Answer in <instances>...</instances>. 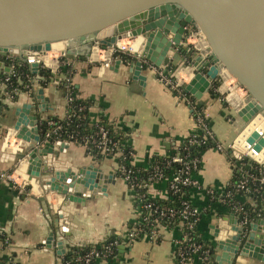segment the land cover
<instances>
[{"label":"crops","instance_id":"1","mask_svg":"<svg viewBox=\"0 0 264 264\" xmlns=\"http://www.w3.org/2000/svg\"><path fill=\"white\" fill-rule=\"evenodd\" d=\"M136 40H139L140 44V38L128 39L126 46ZM85 47L77 42L73 47L70 46L67 52L73 55L67 65L72 71L70 83L76 89L77 97L88 101L89 122L93 124L101 119L105 120L113 132L122 135L123 142L130 149L127 159L130 166L147 168L153 157L167 155L175 150L198 129L195 118L199 110L209 120L214 138L224 149L212 147L202 153L196 174L199 187L191 188L189 198L200 211L196 230L206 246L216 245L217 241L213 236L215 231L221 230L220 233H225L229 230L226 235L232 237L234 232L231 230L241 225L240 219L228 204L218 199V194L232 183V159L236 157L228 151V147L245 126L243 117L230 103L223 100L220 92L213 87L212 80L208 90L201 92L195 88L199 97L184 89L178 94L169 84L159 80L157 71L152 67L158 66L152 61L141 62L138 69L119 58H114L110 64L104 65L103 59L109 56L107 51L101 50L97 53L98 56L89 58L84 55L89 46L84 52ZM137 49L139 45L129 50ZM174 50L180 56L176 68L177 75L182 72L186 86L196 70L193 71V67L188 66L190 63H185V56L179 48ZM174 50L169 49L166 52L159 66H168L171 63ZM19 58H22V55ZM4 65L7 66L5 63ZM5 73L7 72L0 68V79ZM34 87L35 96H39L38 89L41 88V97L46 98L38 118L65 116V86L64 89L58 88L54 80L46 87ZM211 90L214 93H211ZM194 103L199 105L200 109H196ZM5 104L0 116V122L5 128L13 126L16 122V109L23 108L25 112L29 111V114L34 112L31 107L33 99L26 92L19 93L15 101L6 99ZM13 140L16 142L18 139L14 137ZM3 141L2 135L0 168L10 171L21 155L26 156L21 161L25 175L31 176L28 173V154L37 144L30 146V142L26 155L21 153L18 157L9 151L7 157H4L1 151ZM12 155H16L14 160L10 159ZM38 157L42 173H45V164H49L46 174L52 173L56 168L60 173H67L69 170L77 172L93 165L106 178H102V182L97 181L96 186L93 184L95 191H91L90 196H84L71 204L64 201L65 195L56 191L42 188L41 192H37L34 188H21L17 184L0 180V236L6 234L10 238L9 246H4L0 238V261L8 259L11 255L20 264H59L70 247L99 243L115 234L121 237V242L111 249L107 258L98 259L97 264H174V241L180 235L177 229L163 227L158 239L144 234L128 239L127 228L136 221L139 211L132 200V191L127 182L116 175L117 161L114 157L105 156L94 163L82 145L68 142L67 145L51 144L49 152ZM92 170H87V174H91ZM97 184L100 187H97ZM103 185L104 191L101 188ZM206 189L215 191L217 197H211ZM146 192L149 197L166 198L167 183L162 180L151 184ZM241 197L244 202L257 209L254 218L260 216L261 210L264 209V197L260 201L254 195ZM60 206L69 210H64L58 217L57 210ZM261 250L260 258L237 254L231 264H264V248ZM207 263L208 260L203 261L200 257L195 259V264Z\"/></svg>","mask_w":264,"mask_h":264},{"label":"water","instance_id":"2","mask_svg":"<svg viewBox=\"0 0 264 264\" xmlns=\"http://www.w3.org/2000/svg\"><path fill=\"white\" fill-rule=\"evenodd\" d=\"M188 28L200 30L206 46L194 56L191 66L196 72L184 90L199 97L195 88L201 92L208 90L211 80L219 81L221 71L229 72L248 95L237 110L245 126L228 151L237 159L264 161V0H0V49L16 54L24 48L47 51L51 43L66 41L72 47L77 42L85 45L84 52L89 46L84 53L89 56L94 44L105 48L116 40L130 37L140 38V56L159 66L169 49H190L185 44ZM66 57L73 55L67 53ZM27 59L36 73L38 58L28 55ZM179 59L174 50L172 64L176 65ZM129 63L138 69L141 60L134 57ZM0 68L9 71L1 61ZM42 92L39 88L36 104L31 106L32 114L23 108L15 111L18 115L13 124L16 136L31 142L30 146L39 140L38 114L46 101L41 97ZM51 144L37 145L29 152L28 173L38 178L44 190L65 195L64 201L70 204L90 196L91 191H95L93 184L102 182L106 176L93 165L67 173H60L56 168L46 174L49 164H45V173H42L38 156L49 152ZM58 144L67 145V142ZM28 148L22 153L26 155ZM15 157L12 155L10 159ZM89 169H93L91 174H87ZM101 188L105 190L104 185ZM64 210L69 209L58 208V217ZM227 231H222L225 237L221 230L213 232L217 242L207 264H231L237 254L261 257L264 213L232 229V237L226 235Z\"/></svg>","mask_w":264,"mask_h":264},{"label":"built area","instance_id":"3","mask_svg":"<svg viewBox=\"0 0 264 264\" xmlns=\"http://www.w3.org/2000/svg\"><path fill=\"white\" fill-rule=\"evenodd\" d=\"M195 36L197 39H201L204 41V36L202 32L195 28H188L186 33V41L185 44L188 46L190 41V36ZM126 39L132 40L130 37H125ZM123 39V38H122ZM137 39V38H136ZM187 42V43H186ZM205 42V41H204ZM59 42H53L51 43V48L47 51H39L34 52L30 51L29 49L24 48L22 51H19V53H13V51H4L3 49H0V59L7 65L9 68V71L5 73L3 77L5 79H8V74L12 72V64H8L7 61L4 58H8L10 61L14 59H20L25 60L29 63L30 69L31 65L30 62L27 59L28 55H32L34 57H37L39 60L37 69L39 65H42L43 67H46L50 69V71L55 74L59 67L61 66H67L69 63V58L66 57L68 50L70 49V46L66 41L62 43V45H58ZM193 46L196 48L195 50L198 52L200 48L203 47H197L193 42H191ZM191 46V45H189ZM96 51V54L94 53V50ZM92 52L88 56L89 58H94V55L96 56L97 53H99L101 50L108 51L109 56L104 60V65H108L111 63L113 57V53L115 51H121L123 53H126V55H130L132 57H135L136 59L141 60V62H145L144 58L140 56V49L137 50H129L126 47H122L119 44V40H116L115 43L103 48L100 44H94L91 48ZM4 54H3V53ZM94 53V54H92ZM22 58H19V56ZM134 55V56H133ZM120 59V58H119ZM1 61V62H2ZM130 60H128L129 62ZM2 62V63H3ZM3 63V64H4ZM190 67L191 63L188 65ZM155 68V71H157V76L160 81L169 84L178 94L183 92L184 89V83L181 76L177 75V71H166L167 65L162 66H152ZM32 71V69H31ZM225 70L221 71V78L222 83H224V76L223 72ZM5 72V71H4ZM33 72V71H32ZM59 79H55L56 84H58ZM64 86L67 88L70 84V79L65 77V81L63 82ZM216 89L220 92V94H223L226 92L225 96H222L223 100L230 103L232 107L237 111L238 108L244 105V99L248 95L247 90L237 83L235 80L234 82V92L240 93V100L238 103H232L230 102V99L228 98V93H232V91H221L220 85L216 87ZM240 91V92H239ZM34 93L35 96V87L33 85L27 86V91L30 95V93ZM7 95V93H6ZM10 97V96H9ZM73 100V96H67L66 101L71 102ZM83 106H79L78 109H82ZM65 116L67 119H70L72 117V113L65 111ZM197 122L198 129L200 130V139L206 140V139H214V135L209 127L208 124L205 123L203 118L201 116H197L195 118ZM38 125V123H37ZM47 125L49 128L44 132V140L43 142H40V133H39V127H38V134H39V140L37 141V145H43L45 143H52V144H58L59 142H66L67 140L61 139L59 136H57L53 141H48L47 138L53 137V135H61L60 131L62 130V124L59 121H54L52 119L47 121ZM95 131L89 135H84L82 137L81 142L79 143L82 145L86 151L87 156L94 162L97 163L100 161V159H103L105 156H112L117 161V170L116 175L122 177L129 187V189L132 191V200L136 203L139 211V216L136 218V221L132 223V226H129L127 228V235L128 239H134L139 235H147L152 239H158L161 237V229L163 227L167 228H175L179 231V236L177 239H175V249L173 251V259L174 264H195V259L200 257L203 261L208 260L210 256V249L204 247V244L197 240V237H200L199 233L195 232L196 224L200 218V211L195 207L192 206L188 200H182L180 202L179 207H169V206H159L155 204L153 201L148 200L149 196L147 195V189L151 184L157 183L159 181L165 180L167 183V191L168 192H177L181 187L188 186L192 188L199 187L198 179L196 177V174L198 172V164L199 160L196 158L188 159L187 155L180 156L178 153L171 156L167 161L164 162L163 165L159 163H152L149 166L148 176L146 179H138L137 176L134 174V171L131 169H127L125 164L121 165L118 163V157L122 156L123 160L127 157L128 154H124L121 147L123 146V143H120L118 138H115L114 136H111L109 133L108 128H106L104 125L99 124L96 122L95 125ZM16 130L13 126L8 127L5 129L3 138V145H2V153L7 155L10 152L14 154H20L26 149V147L29 145V141H26L22 138H19L16 136ZM197 134H192L188 141L189 143H195L198 142L196 140ZM16 137L18 139L16 142H14L13 138ZM69 139H73L75 136L73 133L68 134ZM201 141V140H200ZM68 143H73L71 141H68ZM89 143V146L87 145ZM219 150H223L224 147L219 143L216 142L215 146ZM179 148V147H177ZM175 148V150L177 149ZM183 149H186L183 148ZM96 150V151H93ZM25 159L26 156H21L18 158L17 164L14 165V167L10 170H3L0 168V180L8 182L10 184H17V186H20L21 188H34L37 190V192L42 191L41 184L38 180V178L31 177L24 174L23 177H19L15 175V172L17 169L24 165L22 163V159ZM128 159V158H127ZM127 159L124 160L127 162ZM255 162V161H254ZM175 163L178 167L174 169L175 171L170 175L166 176L162 172V167H172V164ZM260 165H264V161L262 162H256ZM249 167L248 165H246ZM119 173V174H118ZM256 181L255 175L250 173L249 171H242L240 174V177L236 183H231L230 186L226 188L225 191L218 194V199H221L223 202L228 204L234 212L238 214V217L240 219L241 225H244L249 222V219L247 218V211L243 209V207L239 204H236L232 200L233 196V190L228 189L229 187H233L235 191H243L248 192V184L250 182ZM260 183H264V176L260 177L258 179ZM206 192L211 195V197L216 198L217 193L213 191L212 189H206ZM168 196V194H167ZM153 198V197H150ZM177 218V220H176ZM162 224H164L162 226ZM171 225V227H169ZM3 236L2 244L4 246L10 245V238L6 234H2ZM118 236V235H116ZM121 239V237L119 236ZM114 243H110L106 247H104V255H109L111 252V246H113ZM198 251H201V253L198 254ZM98 259L99 258V252L96 251L94 248L90 249L86 254L78 256L76 259L80 261L82 264H91L92 259ZM61 264V263H60Z\"/></svg>","mask_w":264,"mask_h":264},{"label":"trees","instance_id":"4","mask_svg":"<svg viewBox=\"0 0 264 264\" xmlns=\"http://www.w3.org/2000/svg\"><path fill=\"white\" fill-rule=\"evenodd\" d=\"M189 46V45H188ZM189 50H186L184 48H180V52L185 56V63L189 64L192 62L193 58L195 55H197V51L194 50L191 46H189ZM114 58H120L122 60H134V57L126 55L125 53L121 51H115L113 53ZM8 64H12V72L8 74V79L6 80L5 77L0 79V116L2 114V109L5 108V100L10 99L12 101H15L19 93L26 92L27 91V86L32 85V80H33V85L35 86H41V87H46L49 83L54 82L55 79H59L58 81V88L64 89V84L63 82L65 81V77L69 78L71 77V69L69 66H61L59 67L58 71L53 74L50 69L43 67L42 65H39L37 72L34 73L31 71L29 63L27 61L23 60H17L14 59L10 61L8 58H4ZM177 64L173 65L172 62L168 64L166 71H174L177 68ZM218 81L213 82V87H217ZM7 93V95H6ZM211 93H214L213 90H211ZM10 96V97H9ZM67 96H73V100L71 102H68L66 105V110L69 113H72V117L70 119H67L66 116L59 118L57 116H49L45 118H38V127H39V133H40V142H43L44 138V132L49 128L47 125V121L52 119L54 121H59L62 124V130L60 131L61 135H53V137L47 138L48 141H53L57 136H59L61 139L71 141L73 143L79 144L82 140V137L84 135H89L95 131V125L96 123L91 124L89 122V117H88V101H85L84 99L77 97L76 95V89L73 87L72 83L69 84V86L65 90V97ZM30 97L33 99V103H35L36 99L34 96V93H30ZM79 106H83L82 109H78ZM195 108L200 109L199 105H196L194 103ZM194 108V109H195ZM197 116H201L203 120L205 121L206 124L209 125V120L203 115L201 110L198 111ZM97 123L104 125L106 128H108L109 133L111 136H114L115 138H118L120 143H123V146L121 147L122 151L126 154L129 153V148L125 145L123 142V137L120 134H117L111 130L109 125L105 120H99ZM5 127L3 124L0 122V137L4 135L5 132ZM73 133L74 138L69 139L68 134ZM196 135V140L199 139L198 142L195 143H189L187 137L184 139L181 144L178 146L176 150H172L169 154L163 155V156H155L152 159V163H159L161 165L164 164L165 161H167L171 156L174 154L178 153L180 156L187 155L188 159L191 158H196L199 160L200 163V158L202 156V153L208 149L212 148L215 146V143L217 142L216 139H206L203 140L200 139V130L197 129L194 132ZM201 140V141H200ZM89 146V143H87ZM186 149H183L185 148ZM96 151V150H93ZM104 158V157H103ZM127 157L124 159L126 160ZM101 160V159H100ZM123 160L122 156L118 157V163L121 165L125 164L127 169H131L134 171V174L137 176L138 179H146L148 176V171L149 167L147 168H138V167H133L130 166L126 161ZM233 161V166H234V173H233V178H232V183H236L240 177V174L242 171H249L256 177V181L250 182L248 184L249 191L248 192H243V191H235L233 187H229L228 189L233 190V196L232 200L236 203L239 204L243 207L245 211H247V218L252 220L254 218V215L257 209L252 207L251 205H248L246 202L242 200L241 196L245 195H254L256 196L257 200L260 201L264 197V183H260L258 179L262 176H264V165H260L259 163H256L254 161H251L250 159L247 158H241V159H232ZM248 165L249 167H247ZM178 166L173 163L172 167H162V172L166 176H170ZM199 168V164H198ZM119 174V173H118ZM192 187L188 186H183L181 187L177 192H168V196L166 198H159V197H154L150 198L148 200L153 201L155 204L159 206H169V207H179L180 202L182 200H188L189 203L193 206V203L191 202L189 198V193ZM264 213V209L261 210L260 214ZM177 220V218H176ZM133 224H130L129 226H132ZM164 224H162L163 226ZM171 227V225L169 226ZM195 227V232L198 233V230ZM1 240L3 239V236H0ZM197 240L202 242L204 244V247L206 248V243H204L200 237H197ZM121 239L119 236H116L115 234H111L107 239H105L102 242L99 243H87V244H82L78 246H72L68 249V251L62 256L60 263L61 264H82L80 261H78L76 258L78 256L86 254L90 249L94 248L96 251L99 252V260L107 258L109 255H104V247L109 245L110 243H114L113 246H111V249L113 247L120 243ZM208 249H210V253L212 254L213 251V245L208 244L207 246ZM201 253V251H198V254ZM98 259H92L91 264H97ZM59 263V264H60ZM0 264H20L18 261H16L15 257L9 256L8 259L0 261Z\"/></svg>","mask_w":264,"mask_h":264},{"label":"bare ground","instance_id":"5","mask_svg":"<svg viewBox=\"0 0 264 264\" xmlns=\"http://www.w3.org/2000/svg\"><path fill=\"white\" fill-rule=\"evenodd\" d=\"M203 34V33H202ZM204 36V35H203ZM123 39H125V38H123ZM190 41L191 42H193L197 47H202V46H205L206 45V43L202 40V38L201 39H197L195 36H190ZM62 43H64V41H59V43H57L58 45H62ZM135 43H138L139 44V40H136L134 43H132V44H135ZM126 44V43H125ZM126 46V45H125ZM123 47V46H122ZM141 47H142V45L141 44H139V49H141ZM96 51H98V50H94V53L96 54ZM108 52V51H107ZM94 53H92V54H94ZM105 54V53H104ZM102 55V54H101ZM98 56V55H97ZM94 57H96L95 55H94ZM222 74H224V75H226V77L228 78V79H230V78H232L233 76L229 73V72H227V71H224ZM232 77H231V76ZM178 76H181V77H183L184 75L182 74V72L180 73V74H178ZM230 77V78H229ZM234 78V77H233ZM229 82H231V80H229ZM222 87V86H221ZM229 99L232 101V102H234V103H238V101L240 100V94L239 93H237V92H232L231 94H230V96H229ZM24 165H21L18 169H17V171L15 172V175H16V177H17V175L19 176V177H23L24 176Z\"/></svg>","mask_w":264,"mask_h":264},{"label":"rangeland","instance_id":"6","mask_svg":"<svg viewBox=\"0 0 264 264\" xmlns=\"http://www.w3.org/2000/svg\"><path fill=\"white\" fill-rule=\"evenodd\" d=\"M128 44V39H120L119 40V44L121 45V46H123V47H125V45L126 44ZM130 43V42H129ZM137 45H139L138 43H135V44H130V45H128V46H126L127 48H129V49H135L136 47H137ZM189 45H191V47L195 50L196 48L193 46V44L191 43V42H189ZM223 76H224V83H222V78L220 77V76H218V79H219V81H218V86L220 85V90L221 91H234V82H235V78H233L231 75V77L232 78H230V79H228L227 77H226V75H224L223 74ZM229 80H231V82H229ZM222 86V87H221ZM240 92V91H239ZM238 93V92H237ZM230 94L231 93H228V98H229V96H230ZM240 94V93H239ZM222 96H225L226 95V92H224L223 94H221ZM230 102H232L231 100H230ZM239 102V101H238ZM233 103V102H232ZM236 104V103H235ZM10 115V114H9ZM7 121H9V118L7 119ZM5 127V126H4Z\"/></svg>","mask_w":264,"mask_h":264}]
</instances>
